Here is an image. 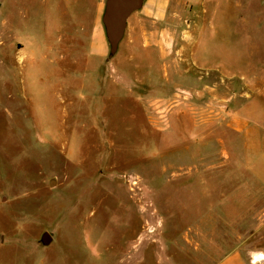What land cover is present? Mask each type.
<instances>
[{
	"label": "rangeland",
	"instance_id": "1",
	"mask_svg": "<svg viewBox=\"0 0 264 264\" xmlns=\"http://www.w3.org/2000/svg\"><path fill=\"white\" fill-rule=\"evenodd\" d=\"M104 2L0 0V264H211L170 176L264 109V0H145L109 60Z\"/></svg>",
	"mask_w": 264,
	"mask_h": 264
},
{
	"label": "crops",
	"instance_id": "2",
	"mask_svg": "<svg viewBox=\"0 0 264 264\" xmlns=\"http://www.w3.org/2000/svg\"><path fill=\"white\" fill-rule=\"evenodd\" d=\"M239 112V118L225 120L223 162L208 161V167L202 166L206 157L198 152L191 158L193 167L182 166L170 176L192 173L193 182H197L192 243L199 253L207 247L212 250L206 254L218 258L211 264H264V249L249 243L251 233L260 232L264 225V109L245 111L242 106ZM206 124L210 128L214 123ZM170 178L168 184L174 180ZM186 178L171 186L186 182ZM181 186L186 188L187 183Z\"/></svg>",
	"mask_w": 264,
	"mask_h": 264
},
{
	"label": "water",
	"instance_id": "3",
	"mask_svg": "<svg viewBox=\"0 0 264 264\" xmlns=\"http://www.w3.org/2000/svg\"><path fill=\"white\" fill-rule=\"evenodd\" d=\"M145 0H105L101 15V23L109 46L106 60L112 58L118 49L127 27L130 15L143 7ZM52 241V235L43 232L39 244L47 246Z\"/></svg>",
	"mask_w": 264,
	"mask_h": 264
}]
</instances>
